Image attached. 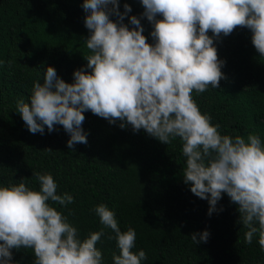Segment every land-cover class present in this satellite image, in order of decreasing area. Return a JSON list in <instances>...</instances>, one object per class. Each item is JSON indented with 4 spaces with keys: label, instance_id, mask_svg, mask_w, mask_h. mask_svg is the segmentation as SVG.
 Masks as SVG:
<instances>
[{
    "label": "trees",
    "instance_id": "obj_1",
    "mask_svg": "<svg viewBox=\"0 0 264 264\" xmlns=\"http://www.w3.org/2000/svg\"><path fill=\"white\" fill-rule=\"evenodd\" d=\"M84 0H0V186L19 184L39 190L34 173H50L57 194L71 195L67 206L49 201L77 228L81 240L102 232L96 247L101 264H114L119 254L115 233L95 212L105 204L114 211L121 231L136 232L133 249L145 251L141 264H264L258 234L244 242L247 229L239 221L238 206L227 193L209 215L208 200L191 192L184 182L186 158L177 138L167 145L131 125L85 111L82 128L87 144L68 147L70 134L61 125L33 134L16 110L18 99L30 101L34 83H43L47 67L74 83V72L87 68L89 54ZM131 6L122 23L141 20L144 35L155 43L154 24L142 14L141 0H119V11ZM112 5H109V9ZM110 18L120 22L110 13ZM157 19H162L157 16ZM210 36L213 33L209 32ZM222 60L219 88L192 93L200 110L219 125L222 135L245 138L257 134L264 144V57L252 43V32L237 27L230 35L213 37ZM51 149V150H49ZM207 230V241L200 235ZM197 234L199 243L191 236ZM13 264H34V251L12 249Z\"/></svg>",
    "mask_w": 264,
    "mask_h": 264
},
{
    "label": "clouds",
    "instance_id": "obj_2",
    "mask_svg": "<svg viewBox=\"0 0 264 264\" xmlns=\"http://www.w3.org/2000/svg\"><path fill=\"white\" fill-rule=\"evenodd\" d=\"M143 16L154 24L150 44L140 18L133 15L129 28L122 23L131 12L119 11V0H84L89 50L87 68L74 72V83L57 76L47 67L43 83H34L30 101L18 99L16 110L33 134L49 132L61 125L72 150L87 144L82 128L85 111L131 125L167 145L179 138L184 182L191 192L216 210L227 193L238 206L239 221L247 229L244 242L251 244L258 234L264 249V144L255 133L246 138L222 135L219 125L203 113L192 93L219 88L224 78L223 61L213 37L230 35L237 27L252 32V43L264 57V0H141ZM109 5L112 8L109 9ZM114 12L119 21L110 18ZM161 16L162 19H157ZM213 33V36L209 35ZM51 150V149H49ZM40 188L19 184L0 186V264H13L12 249L34 251V264H101L96 247L102 232L81 240L78 230L49 201L67 206L74 198L57 194L50 173H34ZM100 222L115 233L119 254L114 264H141L144 250L134 252L136 232L121 231L114 211L107 205L95 208ZM205 230L200 239L207 241ZM197 244V234L191 236Z\"/></svg>",
    "mask_w": 264,
    "mask_h": 264
}]
</instances>
